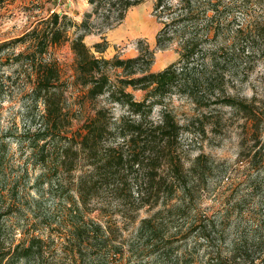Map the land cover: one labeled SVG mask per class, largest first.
<instances>
[{"label":"rangeland","instance_id":"1","mask_svg":"<svg viewBox=\"0 0 264 264\" xmlns=\"http://www.w3.org/2000/svg\"><path fill=\"white\" fill-rule=\"evenodd\" d=\"M141 1L119 20L117 8L111 10L103 4L96 13L95 4L89 0H0V45L8 44L0 53L1 247L12 251L18 244L28 245L34 237L45 242L41 258L17 264H100L99 257L94 256V239L86 238L81 246L76 238L67 239L69 228L75 225L65 216L71 206L67 199L80 200L76 191L80 182L102 179L104 172L95 171L91 160L84 156L79 157L73 170L48 172L39 159L32 157L29 146L28 137L37 126L33 117L42 114L44 105L38 102L35 107L30 98L34 70L14 60L19 53L32 51L33 43L14 41L34 28H44L55 12L76 25L68 27L62 42L51 46L38 62L55 63L60 70L59 86L65 92V108L72 117L64 135L73 137L83 132V124L96 110H109L113 127L101 145L102 156L111 148L129 150L128 139L119 132L120 121L138 123L140 118L105 95L95 101L84 98L86 89L76 84L77 62L71 49L76 36L85 33V44L97 57L108 60L136 58L148 46L154 51L152 72L178 64L187 39L194 40L200 49L189 66L196 86L175 90L162 102L149 100L154 101V106L144 123L149 133L151 127L160 124L162 111L171 113L181 130L177 138L170 140L168 154L182 159L186 169L198 156L209 159L208 178L199 181L200 188L194 194L196 216L184 220L164 213L169 245L161 243L156 248L157 244L150 255L151 248L144 247L147 237L139 235V227L143 219L158 213L164 204H143L138 172L129 170L128 175L122 172L117 179L110 178L96 187L90 202L77 201L84 217L79 224L100 223L115 241L102 249L115 244L122 247L123 255L118 254L108 264H217V257L232 264H252L251 260L233 256L231 240L236 237L238 244L247 241L253 247L264 237V173L251 164L252 159H263L264 165V0H191L196 20L181 22L177 27L169 23L181 15L184 1L166 0L162 10L155 9L157 0ZM84 20H88V26L80 28ZM166 26L171 38L160 47L158 37ZM97 43L106 45L102 54L94 48ZM109 74L115 83L126 77L120 68ZM126 91L136 101L148 96V91L130 86ZM229 98L252 105L253 111L232 108L226 103ZM54 180L61 181L65 191L53 189L50 182ZM168 203L166 210L178 202L174 198ZM202 219L216 223V246L211 251L197 235L183 238L184 227ZM164 247H171L176 254L166 257ZM220 250L222 256L217 255ZM252 252L258 263L261 250L254 247ZM2 264L9 262L4 260Z\"/></svg>","mask_w":264,"mask_h":264},{"label":"trees","instance_id":"2","mask_svg":"<svg viewBox=\"0 0 264 264\" xmlns=\"http://www.w3.org/2000/svg\"><path fill=\"white\" fill-rule=\"evenodd\" d=\"M89 1L91 4H95L94 12L96 13L103 7V4L111 8V10L117 8L119 20L124 19L125 13L130 8L142 2L141 0ZM165 1L157 0L155 9L162 10L165 8ZM183 1L181 15H178L176 19H172L171 23H169L170 26L174 25V27H177L181 22L186 23L196 20V18H193L196 15H194L195 11L192 1ZM91 15H87L88 18ZM74 25L76 24L66 16H60L58 12H55L45 21L44 28H34L20 39L14 41V43H25L30 40L33 43L34 49L32 51L28 53L21 52L14 57V60L17 62L22 61L24 65H28L34 70L36 77L30 92V98L35 107L38 102H42L44 105L42 114L33 117V119L37 120L35 124L37 126L34 134L28 137L31 155L39 159L48 172L55 170L57 173L61 168L67 171L73 170L80 156L91 160L95 171H103L102 179L95 177L96 179L92 182H80L79 187L76 188L80 198L77 201L80 204L90 202L96 187L103 182L106 184L110 178L117 179L122 172H127L128 175L129 170L138 172V189L140 190V199L143 204L147 202H153L157 205L160 203L164 204V208L158 213L143 219L139 227V235L147 237V243L144 244V247L148 246L151 248L149 252L151 255L155 251L157 244L156 248H160L161 243L167 244L166 246L169 245L167 242L169 238L165 235V233L168 234V225L165 223V219L163 220L165 218L164 213H169L167 217L176 216L184 220L196 216L194 194L200 188L199 181H206L210 171L209 159H203V157L198 156L194 159L191 167L186 169L182 159H175L171 153L168 154L170 140L177 138L181 130L171 113L162 111L160 124L151 127L149 133L145 131L144 124L154 106V101L152 103L149 100L154 98L155 102H162L161 100L166 95L173 93L175 90H191L196 86V83L191 79L190 73L192 69L189 66L200 52L199 45L194 43V40L187 39L184 42L178 62V64L181 63L180 67H178L177 63H174L161 72H152L151 66L154 61V51L150 50L148 46L136 58H114L108 60L103 57H97L85 44V33L76 36L72 41L71 49L77 62L75 67L76 84L86 89L84 98L95 101L105 95L109 101L128 107L131 114L140 118L138 123L134 121H127L129 122L127 123L122 119L120 121L119 132L124 139H128L129 150L120 152L111 148L106 155L102 156L101 145L113 127L112 118L108 117L109 110L105 108L96 110L95 115L83 124V132L79 131L73 137L64 135V131L72 122V117H70L69 110L65 108L66 104L64 101L67 102V98L64 96L65 92L59 86L61 79L60 70L55 63L38 62V59L48 52L51 46H56L62 42L66 37L67 28ZM87 26L88 20H84L79 25L80 28H86ZM164 28L158 37V45L160 47L171 38L167 26ZM7 46V43L0 45V53ZM105 47L106 45L101 43H97L94 46L96 52L100 54L104 52ZM118 68L122 69L126 77L119 78L115 83L111 79L109 72ZM129 86L148 91V96L143 101H136L134 96L126 91V87ZM226 103L232 108H241L244 112L251 113L253 111L252 105L236 99L229 98ZM252 114L256 116L255 113ZM113 150H115V153ZM254 160L252 159L251 164L253 163L258 168L259 173H264L263 159ZM51 164L54 166L53 169L50 166ZM56 180L50 182L52 188L64 190L61 187V181ZM191 183L193 184L192 186L190 185ZM174 198L178 203L166 210L165 206ZM75 201L73 197L67 199L71 206L65 218L71 220L72 226L75 225L72 229L69 228L67 239L76 238L75 242L80 246L85 243L86 238L94 239L96 245V254L94 256L99 257L98 261L100 264H108L118 254L123 255L122 247L116 244L111 245L108 249H102L103 246L107 247L110 243L114 244L115 242L103 228V225L95 221L89 226L82 225V223L79 224L84 217L81 215L80 204ZM215 227V222L209 224L205 222V219H202L199 223L198 221L189 223L184 227L183 238L188 240L197 235L199 241L201 240V244L205 245L206 250L210 249L211 251L216 246V241L213 237ZM231 242L233 256L251 260L252 264H264V237H261L253 247L249 243L247 244V241L238 244L236 237ZM44 246L45 242L42 238L34 237L29 241L28 245L25 243L18 244L12 251L6 252L1 247L0 239V264L4 260H7L9 264H17L21 260L39 259L44 252ZM254 247H259L261 250L258 255L261 259L258 263H255L256 259L253 256L252 250ZM164 248H166L164 253L166 257H173L176 254V251L171 247ZM134 250L138 252L137 246H134ZM218 254L222 256L221 250ZM217 258H220L217 264H232V262L226 261L221 257Z\"/></svg>","mask_w":264,"mask_h":264}]
</instances>
